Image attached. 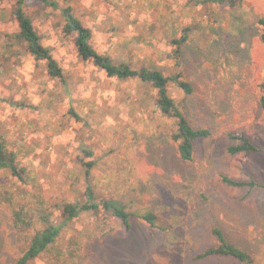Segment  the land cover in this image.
I'll return each instance as SVG.
<instances>
[{
    "label": "rangeland",
    "instance_id": "rangeland-1",
    "mask_svg": "<svg viewBox=\"0 0 264 264\" xmlns=\"http://www.w3.org/2000/svg\"><path fill=\"white\" fill-rule=\"evenodd\" d=\"M235 1L234 8L208 0L27 1L23 12L57 61V79L16 37L18 0H0V140L24 170L23 181L9 168L0 170V264L18 259L33 235L13 228L18 205L30 216L42 205L63 222L60 206L84 202L87 183L130 214L150 210L168 231H151L135 216L127 230L86 213L30 264H241L231 257L194 259L213 245L212 225L264 264V188L221 181L264 185V42L257 26L264 0ZM65 8L114 66L171 76L170 42L187 38L181 70L192 93L174 85L168 93L190 125L210 133L194 142L191 161L179 158L173 122L155 109L149 84L108 78L78 55L63 32ZM235 132L259 152L230 156L228 135ZM83 149L92 155L84 157ZM90 161L86 182L83 165Z\"/></svg>",
    "mask_w": 264,
    "mask_h": 264
},
{
    "label": "trees",
    "instance_id": "trees-1",
    "mask_svg": "<svg viewBox=\"0 0 264 264\" xmlns=\"http://www.w3.org/2000/svg\"><path fill=\"white\" fill-rule=\"evenodd\" d=\"M30 0H18V8L15 12V17L18 23L19 32L16 37L22 43L26 44L28 51L38 61H44L47 65V72L50 77L60 79L61 71L57 65V61L53 58L50 51L44 46L42 39L34 31L30 20L23 12V5ZM44 4H48L47 0H41ZM242 0H239L241 2ZM215 6H228L234 8L237 5L235 0H208ZM49 5V4H48ZM52 7V6H51ZM63 19V32L65 35L71 36L74 39L75 47L78 55L84 61H91L94 66L103 70L108 78L115 80H140L145 84H149L156 92L154 106L157 111L166 118L171 120L175 127V131L171 136V141L178 144L177 151L179 158L183 162H189L193 156V144L195 141L207 138L210 133L206 129L194 128L190 125L188 119L168 93L169 85H174L185 96L192 93L190 83L186 80L183 71L181 70V51L182 44L187 39L173 38L171 40L172 50L168 53V58L173 61V75L165 76L160 71L155 69H131L124 65L114 66L107 59L98 54L89 43L90 30L74 17L70 8L61 10ZM257 26L261 31L260 39L264 42V17L257 20ZM264 80V79H263ZM259 104L264 109V81L260 85ZM231 144L227 147V153L230 156L248 155L259 152L257 146L243 132H235L228 135ZM92 152L89 150H80V154L84 157H90ZM94 164L92 161L83 165L85 169L86 182L90 176ZM9 168L11 174L16 176L20 181H23L24 170L18 164H15L14 153L9 151L6 144L0 140V170ZM222 183L236 188L247 187L249 189L262 187L255 182L232 180L226 176H221ZM84 202L74 201L62 204L61 214L63 222H58L53 218L42 205L35 209L34 215H29V210H25V206L18 205V211H14L13 228L20 232H28L33 230V235L30 242L22 250L21 255L12 264H30L41 254L47 252L48 248L53 245L60 237L64 226L79 218L80 215L86 213L102 214L103 220H114L118 225L125 227L127 230L131 226V217L135 216L142 220L151 231L167 232L168 228L159 222L155 214L150 210H137L130 214L126 210V206L118 202L117 198L100 199L94 192L93 187L87 183L84 190ZM41 204H44L41 201ZM38 205V204H37ZM211 235L214 239L213 245L209 246L201 253H198L194 259L204 260L212 256L231 257L241 264H255L251 255L243 251L233 243L229 242L220 228L216 225L211 227Z\"/></svg>",
    "mask_w": 264,
    "mask_h": 264
}]
</instances>
